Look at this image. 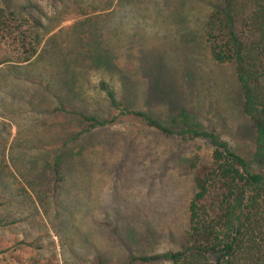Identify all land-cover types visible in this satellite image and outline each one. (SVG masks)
Returning <instances> with one entry per match:
<instances>
[{
  "label": "rangeland",
  "instance_id": "obj_1",
  "mask_svg": "<svg viewBox=\"0 0 264 264\" xmlns=\"http://www.w3.org/2000/svg\"><path fill=\"white\" fill-rule=\"evenodd\" d=\"M218 1L0 0L28 41L32 18L45 26L36 58L0 67V264H125L183 244L194 172L213 147L133 117L85 128L73 111L114 113L102 81L162 122L184 108L257 168L232 68L211 59L202 35ZM4 48L24 55L12 38Z\"/></svg>",
  "mask_w": 264,
  "mask_h": 264
},
{
  "label": "trees",
  "instance_id": "obj_2",
  "mask_svg": "<svg viewBox=\"0 0 264 264\" xmlns=\"http://www.w3.org/2000/svg\"><path fill=\"white\" fill-rule=\"evenodd\" d=\"M6 8L0 7V67L5 66L11 71L36 58L39 31L45 26L32 18L37 32L33 40L28 41L27 27L21 22L16 24ZM83 19L77 24L89 23L90 19ZM203 27L202 35L211 59L216 64H227L232 68L241 90V111L254 126L256 169L215 133L201 126L184 108L175 112L167 122H162L117 102L113 90L108 89L104 81L101 86L113 114L98 116L73 111L85 128L102 127L121 117H133L165 135L177 134L185 140L205 138L213 147L210 163L200 165L194 172V194L188 206L189 226L181 247L162 254L130 256L125 264L157 261L169 264H264V0H219ZM9 38L19 41L25 49L24 55L18 56L16 61L4 48L5 40ZM77 83L72 81L73 85ZM72 84L66 86L70 88ZM44 101L43 97L39 98L38 108L45 106ZM27 103L29 107L33 104L32 100ZM62 112L68 116L72 109L65 108ZM85 128L76 135L85 132ZM58 153L48 166L57 178L61 159ZM6 166L7 163L2 168ZM96 264L102 263L98 260Z\"/></svg>",
  "mask_w": 264,
  "mask_h": 264
}]
</instances>
